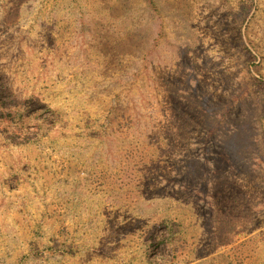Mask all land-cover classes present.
<instances>
[{
    "label": "rangeland",
    "instance_id": "374dc122",
    "mask_svg": "<svg viewBox=\"0 0 264 264\" xmlns=\"http://www.w3.org/2000/svg\"><path fill=\"white\" fill-rule=\"evenodd\" d=\"M2 93L0 264H264V0H0Z\"/></svg>",
    "mask_w": 264,
    "mask_h": 264
},
{
    "label": "trees",
    "instance_id": "16d2710c",
    "mask_svg": "<svg viewBox=\"0 0 264 264\" xmlns=\"http://www.w3.org/2000/svg\"><path fill=\"white\" fill-rule=\"evenodd\" d=\"M5 99H6V97H4V93H2L0 95V108H1V106H3L2 112L0 113V114H2V116H1L2 120H6V113L5 112H9L10 118H13L12 117L13 116L12 115L13 110H12V108L7 107L8 105H7V102L5 101ZM43 129L46 130L45 127H43ZM7 131H8L7 127L1 125V123H0V140H3L5 136L9 135V133H8L9 131L8 132ZM13 142H11V144H18L16 141H13ZM165 224L166 223H163L162 225L165 226ZM160 243L164 244V241H160Z\"/></svg>",
    "mask_w": 264,
    "mask_h": 264
}]
</instances>
